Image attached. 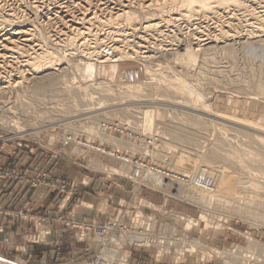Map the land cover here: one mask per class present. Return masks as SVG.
<instances>
[{"label":"rangeland","instance_id":"374dc122","mask_svg":"<svg viewBox=\"0 0 264 264\" xmlns=\"http://www.w3.org/2000/svg\"><path fill=\"white\" fill-rule=\"evenodd\" d=\"M57 1L47 0L48 6L53 7ZM252 2L240 0V3L227 8L235 18L233 22H238L235 28L239 32L228 36L229 40L227 37H222L221 42L218 40L222 47H213L206 52L200 50L197 55H191L179 45L182 35L177 32L179 40L174 41L175 45L172 42L171 49L152 53L153 58L150 55L147 58L126 57L111 62L105 83L101 80L93 84L96 73H93L92 66H83L93 60L85 55L87 51L81 41L68 45L70 50L67 52L56 49L60 52L59 64L38 74L55 72L49 85H42L36 78L22 75L17 69L11 72L14 68L4 65L6 69H3L0 80L6 83L4 81L8 79L7 82L14 86L3 91L0 89V134L28 143L32 148H35L34 144L39 145L33 151L37 152L57 143L64 133L72 131L84 133L89 142L95 140L97 145L101 142L114 144L108 146L111 150L129 146L131 152L137 154L140 152L138 147L124 143L125 138L118 140L101 126L103 121L128 124L143 128L147 133H158L161 137L152 161L190 176L191 183L178 184L174 189L171 184H168V189L160 187L165 191L136 187L125 177L131 172L130 165L109 155L111 150L81 151L92 176L108 180L110 184L114 181L123 184H113L110 191L91 186L89 191L99 198L102 209L111 204L115 215L124 216L122 224L125 228L122 231L127 232H116L120 238L123 235L121 242L138 239L131 248L128 264H241V255L259 253L263 254L260 256L262 259L252 260L249 264H264V35L250 37L245 34L259 25L258 21L251 19L250 13L254 7L257 11L264 10V1ZM0 3L3 8L0 15L8 14L12 7L17 14L11 22L3 24L5 29L29 28V39L35 48L44 44L48 34L54 37L52 34L60 33L64 25L70 24V19L78 18L77 15L80 18L89 8L87 5H75L63 17L51 9L48 13L47 10L34 11L30 9L29 0H0ZM90 11L89 16L93 13L98 18L107 15L106 11L104 14L101 10ZM224 19L222 16L220 21ZM198 20L194 19L192 24L199 23L194 24L198 26L196 29L206 27L200 28L203 30L201 34L216 29L212 24L211 28L204 26L209 18ZM208 22L211 23L210 20ZM250 22L257 25L254 23L252 26ZM84 24L92 32L108 27L100 26L96 20ZM170 30L164 33L170 34ZM230 34H234V30ZM160 39L166 43L169 37ZM19 45L21 48L25 45L21 50H29L24 40ZM15 50V56L22 52L20 57L24 59L26 52ZM217 147L224 149L222 158L215 156ZM27 149L19 148L20 151ZM136 214L152 219L150 223L155 225L154 233L149 235L145 232V223L139 217L133 220ZM202 216H205V221ZM45 221L40 219L36 233L27 236L30 242L34 238L40 241L41 237L43 242L46 241L51 231L45 227ZM91 225L71 222L69 227L81 232ZM95 226L90 230L92 234ZM45 231L50 232L45 236ZM142 235L155 238L154 242L145 243ZM96 244L95 255L87 264L96 260L100 250L99 242ZM158 250L169 252L157 257ZM119 257L121 261L117 260L116 264H123L124 257ZM0 261L5 264L12 260L0 258Z\"/></svg>","mask_w":264,"mask_h":264},{"label":"bare ground","instance_id":"6f19581e","mask_svg":"<svg viewBox=\"0 0 264 264\" xmlns=\"http://www.w3.org/2000/svg\"><path fill=\"white\" fill-rule=\"evenodd\" d=\"M252 1L258 2L259 0H250V2ZM29 3L32 6V8L30 9L34 11L47 10L46 13H48V10L51 9V10H54L56 14H60V16H63V17L66 16L67 14L66 12H69L70 9H72V7L75 8V5H80V6L87 5L89 8L87 9L88 11H85L84 13L81 14L80 18L77 15L78 18H72L69 20L70 24L67 23L68 24L67 25L66 23H64L67 26L64 25L62 29L60 28L61 30L58 29L59 31H61L60 33L57 32L58 34L57 33L52 34V35H55L54 37H50V34H48L47 40H45V42L43 41L44 44L39 45L38 46L39 48H35V45H32L33 41L29 39L30 38L29 34H31L30 33L31 30L29 28L5 29L3 24L6 23L7 21L11 22L12 18H14V16L17 15L15 14V10L13 7L9 8L10 12L8 14H5L4 16H2L3 14L0 15V79L2 78L3 69H6L4 66L6 64V67L9 66L11 68H14V69H11V72L12 70L17 69V71L21 73L22 75H31L33 78H36V81L38 83L42 85H49L51 84L50 80L52 79L53 76L56 75V73L48 72V73L42 74V76H39L38 74L41 72H44L45 70L52 69L54 68L53 67L54 65L59 64L58 62L60 61V52L57 51L56 49H61L63 50L62 52H67L70 50L69 47L71 45L73 46L75 42L81 41L80 44L84 45L85 50L87 51L85 55L87 54L88 56L87 58L89 60L90 59L93 60V62H86L87 64L83 65L84 67L92 66L93 73L94 72L96 73L97 75V77L95 78L96 82L94 81L93 84L99 83L101 80H104V83H105L109 78L111 62H118L120 58L123 59L126 57L137 58L138 56H141V58H147L149 55L151 57L152 53L155 54V53L161 52V50L162 51L169 50L173 47V45H175L174 41L178 39L176 38V35H178V33L179 35H182L181 37H179L180 40L179 39H178L179 41L177 40L179 45L185 48V50H187L189 54L197 55L196 52H201L203 50L206 52L207 50L209 51L213 47L218 48L220 46L218 45V42H219L218 40H220L222 37L223 38L227 37V40H229L228 36H234L236 33L239 32L235 28V23H238V22H233V19L235 18L231 17L229 10L227 11V8L231 5L234 6V4L236 3H240V0H106L103 3L101 1L99 3L98 0H58L55 4H53V7H51L52 5H50L51 8L48 6L49 3H47V0H29ZM0 4L2 5V3ZM1 7H0V11L3 9ZM235 7L234 9H236ZM76 8L78 7L76 6ZM255 8L256 7H254V9L250 8L252 9V13H250L251 11L249 13L252 16L251 19L258 21L257 23L259 25L255 26L252 30H248L249 32H246V33L242 32V33L249 35L250 37H258V36L260 37L264 35V23H263L264 22V10L257 11ZM92 9H95L96 11L101 10L102 11L101 14L102 13L104 14L103 11H106L105 14L107 15L105 16L102 15V17L98 18L97 17L98 15L94 16L95 13H93L92 16H89V14H91L90 10ZM228 15L230 16L228 17ZM222 16L225 17L223 22L220 21V18ZM203 18L204 20L209 18L211 22L209 23L208 22L209 20L205 21L204 26H208L210 28L212 26V28H216V29H214L212 32H206L204 34H201L203 30L200 28L205 29L206 27L200 26L199 29H196L198 26H194V24L195 25L199 24L198 19L203 20ZM194 19H197L198 22L197 23L194 22V24H192L193 23L192 21H194ZM92 20H96V22H98L100 26L107 25L108 27L106 28L101 27L99 31L92 32L90 31L91 29H88L89 28L88 26H87L88 28L85 27V24H84V22L86 21L91 23ZM202 23L204 22L202 21ZM241 23L244 24L242 21ZM254 23L256 22L251 23L252 26L254 25ZM169 30L171 32L170 34L168 32L164 33V31H169ZM231 30H234V34H230ZM154 34H156L157 37L156 35L154 36ZM159 36L165 37V38L169 37V40L167 39L168 43L167 42L164 43L165 40L164 39L161 40ZM22 37H24L25 39H22ZM20 40L22 41L24 40L27 46H29L27 47L29 48L28 51L21 50L22 48L23 49L25 48V45H23L24 47L21 48L22 45L20 46L19 44L22 41ZM133 42H135V44L139 46L140 48H137L135 44H133ZM172 42L174 43L173 45H172ZM46 45L47 46L52 45V46L47 47ZM68 45L70 46L68 47ZM130 45L131 47H129ZM102 47L111 52L104 53L103 50L101 51ZM15 49L26 52V54L22 57L24 59H21L20 57V54H23L22 52H20L17 57L15 56L16 54ZM52 49H55V50H52ZM192 57H191V60L193 59ZM151 58H153V56ZM122 74L123 72L121 73V75ZM20 79H23V78H20ZM9 80H12V79H9ZM17 80H18V77H17ZM7 81L8 79L4 81L6 83H3L2 80H0L1 90L5 88L11 89V86L13 84L11 85L10 81L9 82ZM176 87H179V86H176ZM224 148L226 147L224 146ZM223 150L224 149L222 148L219 149L217 147L216 151H218V153L215 154V156L218 158H222L225 155L223 153ZM211 160L213 161V158ZM213 173L215 172L213 171ZM228 173L230 174L231 172H228ZM168 184L169 183H167V185H163L164 188L169 187ZM201 218H205V216H202ZM205 220L206 218L204 219V221ZM142 238L141 240H143ZM260 256H263V254L262 253H259L258 255L243 254L241 255V260H242L241 264H249L252 260H261L262 258L260 259ZM0 264H4V263L0 261Z\"/></svg>","mask_w":264,"mask_h":264},{"label":"crops","instance_id":"0c3cea01","mask_svg":"<svg viewBox=\"0 0 264 264\" xmlns=\"http://www.w3.org/2000/svg\"><path fill=\"white\" fill-rule=\"evenodd\" d=\"M55 144L37 152L19 150L13 158L6 152L0 155V168L27 176L22 182L14 176L0 180V255L8 260L21 264H87L98 246L90 238L92 232L85 230L82 239L80 230L70 229L66 222L99 225L115 215L111 210L114 207L107 204L102 209L103 204L89 189L93 186L110 191L113 184L122 186V182L110 184L103 178L96 179L78 147ZM34 146L35 150L40 147ZM36 176L43 181L33 186L30 179ZM20 210L28 211L31 218H21ZM43 218L51 233L45 242H30L27 236L36 233Z\"/></svg>","mask_w":264,"mask_h":264},{"label":"built area","instance_id":"2783aa9c","mask_svg":"<svg viewBox=\"0 0 264 264\" xmlns=\"http://www.w3.org/2000/svg\"><path fill=\"white\" fill-rule=\"evenodd\" d=\"M102 50L104 51V53L111 52L105 48H102L101 51ZM101 126L105 128L106 133L116 137L118 140H120L121 138H125L123 139L124 143L130 144V146L134 145L138 147L140 149V152L137 154H133V152H131V148H128L129 146H118L116 148H112L111 150L108 146H114V144L101 142V145H97L95 140L93 142H89V139L85 136L84 133L77 134L73 133L72 131L64 133L61 136L62 140L58 141H62L65 144H72L84 152H99L103 150H111L109 155H112L113 157L118 158L130 165L131 172L127 171L128 173L125 177L127 179H130L136 185V187L145 186L163 190L160 187H164L163 185H167V183L171 184L174 189L178 184H188L192 182L190 176H188L187 174L176 171L151 160L152 154H154L153 152L158 149L161 143V137L158 135V133H147L143 128H135L128 124H120L118 122L111 121H103L101 123ZM21 147L26 149L29 148L27 150H29L30 152H33L35 150L28 143L18 142L0 134V155L6 152L10 158L16 157L19 154V148ZM154 174H157L158 177H156ZM7 176H14L18 178L20 182L27 180L26 174L21 173L20 171L11 172L7 169L0 168V180ZM40 176H36L35 178L30 179L33 186H36L43 181V177ZM65 189V186L61 188L62 191H64ZM29 214L30 213L25 210H20L18 213L21 218H29ZM138 217L145 223V232H147L149 235L150 233H154L155 225L151 226L150 223L152 219H149L148 217L146 218L144 216H137L136 214L134 215L133 220L134 218ZM123 218L124 216L116 214L114 217H110L107 221H105V223L99 224V226H95V231H93L94 233L90 236V238H92V240L95 242H99L100 250L96 256V260H94V263L92 264H116L117 260L121 261L119 256L124 257L123 264H128L132 254L131 248L134 244V241L137 240L121 242L123 235L120 238V234L127 232L122 231L125 228L122 224ZM67 226H70V222H67ZM91 228H93V225L88 227V230H93ZM118 230H120V234L116 235V232ZM47 232L50 231H45V236L47 235ZM85 235V230H82L80 232V237L83 239ZM149 235H142L144 239L143 241L145 243L154 242L155 238ZM42 240H44L43 237L40 238V241L38 238H34L32 242L41 243L43 242ZM159 243H161V241H159ZM126 252H129V254ZM168 252L169 250H165V252H162V250H158L157 257L162 256L163 254H166ZM0 258L6 261V259H4L3 257ZM9 262L13 263L12 261Z\"/></svg>","mask_w":264,"mask_h":264}]
</instances>
